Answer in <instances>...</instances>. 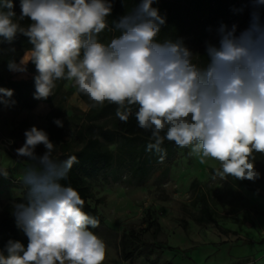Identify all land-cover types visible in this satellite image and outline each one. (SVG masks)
<instances>
[{
  "label": "clouds",
  "instance_id": "clouds-1",
  "mask_svg": "<svg viewBox=\"0 0 264 264\" xmlns=\"http://www.w3.org/2000/svg\"><path fill=\"white\" fill-rule=\"evenodd\" d=\"M115 0H0V38L18 36L31 45L15 58V47L0 48L7 69L26 75L35 66L34 99L47 100L57 81L73 82L92 102L117 105L127 122L132 106L141 129L151 132L146 151L163 153L165 141L189 148L200 164L218 162L211 177L255 182L261 178L256 153L264 155V0L251 5L249 23L221 24L216 43L205 41L201 56L183 38L160 39L166 17L158 0H122L132 7L109 24ZM243 12L244 9H234ZM27 19L28 25L20 21ZM105 30L116 32L108 42ZM14 90L0 87V109L14 107ZM53 123L63 127L60 119ZM16 155L27 161L22 201L11 203L15 226L27 237L0 248V264H103L107 245L90 230L99 220L83 211L85 201L67 180L77 162L60 159L49 134L32 126ZM14 141H9V144ZM43 145L45 151L36 149ZM164 155H160L163 161ZM0 178H9L0 167Z\"/></svg>",
  "mask_w": 264,
  "mask_h": 264
},
{
  "label": "rangeland",
  "instance_id": "rangeland-1",
  "mask_svg": "<svg viewBox=\"0 0 264 264\" xmlns=\"http://www.w3.org/2000/svg\"><path fill=\"white\" fill-rule=\"evenodd\" d=\"M16 10L20 13V0ZM224 10V17L211 23L206 15L195 12L187 15L184 25L175 28L172 15L183 14L190 8L186 0H158L163 6L166 24L162 26L160 39L183 38L184 43L201 56L205 53V41L216 43V30L223 19L226 25L238 26V31L248 26L251 5L245 0H214ZM169 3L168 7L165 6ZM180 6V7H177ZM132 7L125 2L126 13ZM243 8L237 12L234 9ZM189 14V13H187ZM264 19V10H261ZM116 32L105 30L100 34L102 42H108ZM15 47L5 45L0 48ZM19 60L24 49L15 47ZM35 66L29 64L26 75L14 74L7 69V57L0 61V73L13 79H29ZM13 99V98H12ZM91 101L79 93L73 82L58 86L49 102L40 101L31 110L23 109L16 102L14 107L0 109V167H6L9 178H0V217L5 203H12L25 191L22 176L27 161L16 155L15 149L25 142L24 132L32 126L42 129L56 144V153L78 150L85 139L97 136L100 146L112 154L110 165L85 180L89 189V202L95 206L103 223L93 232L107 245L103 264H264V155L256 153V168L261 178L248 181L251 188L240 185L231 187L230 181L211 179L219 164L209 161L200 164L198 157L190 155L189 148L172 150L178 154H163L141 174L124 151H118V135L105 141L99 135V127L113 132L117 105L91 107ZM60 119L63 127L53 123ZM14 143L9 144V141ZM42 154L43 145L36 149ZM162 155V154H161ZM196 179L194 187L191 181ZM204 192L216 223L205 218L200 205L195 203L196 193ZM147 211L155 214L159 230L153 237L151 230L141 232V253L132 261L120 257V238L127 231H141L143 216ZM150 250V253L147 251Z\"/></svg>",
  "mask_w": 264,
  "mask_h": 264
},
{
  "label": "trees",
  "instance_id": "trees-1",
  "mask_svg": "<svg viewBox=\"0 0 264 264\" xmlns=\"http://www.w3.org/2000/svg\"><path fill=\"white\" fill-rule=\"evenodd\" d=\"M186 1L190 4V8H184L183 14L172 15V20L174 22L173 25L176 29H179L184 25L187 15H190L192 17L194 16L195 12H201L202 14L206 15L211 23H214L219 17H224V10H222L221 6L215 4L214 0ZM18 2V0H14L15 12L18 7ZM124 4L125 2H122V0H115L112 15L108 18L110 26L113 21L118 20L119 17L125 14L123 10ZM168 5L170 4H165L166 7H168ZM153 7L158 8L160 14L164 16L163 6H161L159 2L154 3ZM261 10H264V8H262ZM250 11H248L247 15L248 20L250 18ZM20 23L22 26L26 27L29 21L25 19L24 21H20ZM226 23L227 20L223 19L220 22L219 26ZM116 35H118V33H116ZM0 45H13L19 49L24 50L31 47L28 42V38L23 35H18L11 42V44H9L7 41H4L3 38H0ZM34 75L35 71H33V75L29 79H13L11 77H5L2 73H0V87L13 89L14 96L12 98L19 104L21 108L31 110L35 108L40 101H50V97L47 100L34 99ZM65 82L66 80L58 81V86H62ZM113 106L114 104H110L108 106H105L103 109L106 110V107ZM136 111H138V106H132L131 115L129 116L127 122L120 121L118 117L115 118L113 123V132L99 127V135L105 141H112L114 137L118 135L120 141L116 145V149L118 151H124L128 153V156L132 160L136 169L141 174H145L147 167L157 161L161 154H173L174 158H178V154H176L172 150L173 146H175L174 142L168 141H165L162 144V148L164 150L163 153L146 151V146L150 141L151 132L141 129L138 126L135 117ZM70 155L76 156L77 162L70 170L67 180L62 181V183L70 184L79 192L82 199H84L85 201L83 211L91 216L96 217L100 222V226L103 223V220L96 207L92 206L89 202V189L85 185V180L95 177L99 173V171L107 168L110 165L112 154L108 149L101 148L100 141L97 136H92L86 138L84 144L78 150L69 152L63 150L59 154V158L66 159ZM211 170L214 171L213 168ZM228 179L230 181L231 187L233 188L240 185H245L246 187L251 188V185L247 180L240 181L232 177H228ZM197 184L198 182L196 179H193L190 183V185L193 187ZM24 195L25 191L21 196L16 197L15 201H22L24 199ZM195 203H198L200 205V212L205 216L207 220L216 223L213 211L209 208V204L204 192L200 191L199 193H196ZM10 211L11 203H5L2 206L0 217V248H3L4 244H6L9 239L20 240L25 245L27 244V237L16 228L14 219L11 216ZM142 219L144 226L141 231L131 229L123 234V236L120 238V257L122 260L132 261L141 253V250L139 248L141 243V232L151 230L152 236L155 237L156 233L159 230V223L153 212L147 211ZM97 228H90V230L94 231ZM147 252L150 253V250H148Z\"/></svg>",
  "mask_w": 264,
  "mask_h": 264
}]
</instances>
